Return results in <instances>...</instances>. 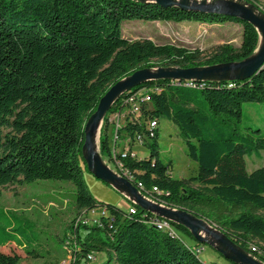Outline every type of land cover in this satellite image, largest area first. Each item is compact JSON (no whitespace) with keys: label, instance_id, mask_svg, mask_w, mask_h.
Returning a JSON list of instances; mask_svg holds the SVG:
<instances>
[{"label":"trees","instance_id":"16d2710c","mask_svg":"<svg viewBox=\"0 0 264 264\" xmlns=\"http://www.w3.org/2000/svg\"><path fill=\"white\" fill-rule=\"evenodd\" d=\"M255 6L264 13L256 2ZM127 19L235 22L242 27L241 43L238 48L224 44L200 60L198 50L150 39L128 40L121 31ZM259 42L256 27L238 17L175 5L138 0H0V187L35 179L67 180L74 185L77 215L99 206L107 209L114 217L110 227L107 217H101V226L77 227L72 264H90L87 255L97 251L107 255L101 264H215L199 258L200 243L184 225L171 222L174 230L194 241L193 247L149 224L151 212L135 205V211L127 213L92 196L83 177L88 170L84 123L108 87L137 69L233 63L251 56ZM151 86L162 90L149 91L151 101L143 106L144 114L168 118L176 125L197 172L187 179L171 176V161L159 159L157 128L144 143L149 154L126 160L136 171L134 183L145 190L156 187L160 191L153 193L156 200L205 219L264 262V248L250 246L252 239L264 243V214L258 212L264 211V164L248 172L245 160L260 156L264 136L259 129L249 132L240 126L242 104L264 102V65L245 79L205 80L195 87L158 79L131 90ZM117 102L101 127V156L110 155L107 117L118 109ZM3 127L10 132L2 134ZM28 226L22 216L0 209V247L13 243L26 248ZM0 264H20V256L0 249Z\"/></svg>","mask_w":264,"mask_h":264},{"label":"rangeland","instance_id":"374dc122","mask_svg":"<svg viewBox=\"0 0 264 264\" xmlns=\"http://www.w3.org/2000/svg\"><path fill=\"white\" fill-rule=\"evenodd\" d=\"M254 1L264 12V1ZM193 2L194 0H189L190 5H193ZM121 31L122 35L131 41L150 39L156 44L170 43L191 50H198L200 60H204L224 44L238 48L241 43L242 27L235 22L206 24L192 21L127 19L122 21ZM240 126L242 128L247 127L246 130L249 132H252V129H259V133L264 136V102H244ZM158 129L159 159L164 163L171 161V176L176 179H187L195 175L197 163L186 155L185 144L178 135L176 125L168 118L161 117L159 118ZM8 132H10L8 127L1 129L2 134ZM102 134H104V128ZM107 134L111 139V130L108 129ZM134 150L140 158L149 154V149L146 146H135ZM260 153L258 157L252 155L245 158L248 172L264 164V150ZM102 157L103 159L107 158L106 156ZM83 177L89 192L97 200L124 210L129 207V201L110 184L96 178L88 170H84ZM0 191V209L5 213L20 215L29 222L25 231V239L30 241L26 248L11 243L1 246V251L18 254L20 264H70L67 259L64 260L61 238L65 232V235L75 236L74 220L77 217V209L74 201V185L67 180L35 179L30 182L19 181L1 186ZM153 201L162 207H167L157 200L153 199ZM102 208L99 206L93 208V211L92 209L89 210L87 214L84 211L80 213L88 221H92L91 219L101 216ZM258 212L264 214V211ZM81 220L83 221L82 217L76 225L79 226ZM206 227L212 232L222 234L208 222ZM175 232L186 243L194 246V241L186 234L178 232L176 229ZM201 236L205 238L206 242H201L197 249H199V258L203 262L233 264L212 248V246L219 244L211 233L203 230ZM250 243V246L255 245L264 248V243L256 239H252ZM28 251H34L35 254H29ZM95 255L96 259L90 261V264H101L106 260L105 251H97ZM110 264L114 263L111 262Z\"/></svg>","mask_w":264,"mask_h":264},{"label":"water","instance_id":"95a60500","mask_svg":"<svg viewBox=\"0 0 264 264\" xmlns=\"http://www.w3.org/2000/svg\"><path fill=\"white\" fill-rule=\"evenodd\" d=\"M143 2H155L162 7L178 6L182 9H197L208 13H219L233 17H238L254 25L260 33V42L253 54L245 59L233 63H223L215 65L194 66V67H155L140 68L130 75L112 83L103 96L99 99L97 107L84 123L83 152L87 169L96 178L110 184L120 191L122 195L135 205L156 214L159 217L168 219L170 222L184 225L199 243L206 242L201 236V231L211 233L219 245L212 246L224 258L237 264H264L255 256H251L226 235L218 234L207 229V221L203 218L195 217L192 213L170 206L162 207L159 204L145 198L142 193L127 179L115 173L105 162L99 152V137L101 133L102 121L110 109L111 105L125 91L149 81V80H191L201 82L205 80H219L249 78L264 65V13L257 10L255 4L242 0H194L193 5L189 0H138ZM97 138V145L95 140Z\"/></svg>","mask_w":264,"mask_h":264},{"label":"built area","instance_id":"2783aa9c","mask_svg":"<svg viewBox=\"0 0 264 264\" xmlns=\"http://www.w3.org/2000/svg\"><path fill=\"white\" fill-rule=\"evenodd\" d=\"M171 85L174 86H189L195 87L197 82L191 80H169ZM156 91L160 92L162 90L161 87L158 86H151V87H142L138 90H127L125 91L119 98L117 102L118 109L111 112L108 117V123L110 124L111 130V139H110V155L106 156L107 158L104 159L108 166L119 176L127 179L130 181L142 195L153 201L156 200L153 193L160 194V191L153 187L152 190H145L141 183H134L135 180V170H131L127 164V159H141L138 157L136 151L134 150L135 146L143 147L145 146V141L150 139L155 130L158 128L159 120L155 117L146 116L143 112L144 105H150V92L149 91ZM102 121L101 127L104 123ZM135 126L133 130H129V127ZM109 130V131H110ZM99 144V143H98ZM127 199V198H126ZM128 200V199H127ZM130 205L126 209L127 213H133L135 211V204L128 200ZM158 201V200H157ZM154 202V201H153ZM160 202V201H159ZM162 203V202H160ZM164 204V203H163ZM166 205V204H165ZM85 212L86 214L89 211L82 210L81 212ZM93 211V209H92ZM153 216L150 217L147 222L156 226L158 229L166 230L171 235H177L173 224L166 218L159 217L156 214L152 213ZM82 217L83 221L81 220L80 224H97L102 225L101 217H107V222L109 227L114 222V217L109 215L106 208H102L101 216L91 219L92 221H88L84 215L82 216L81 213L77 215L74 220V229H75V236L73 235H66V240L64 242L63 247L67 250V255L64 258L67 259L70 264L74 260L72 256V250L76 248L75 244V237H76V229L78 227V220ZM252 249H256V247L251 246ZM198 252L199 249H196ZM88 261H93L96 259L95 252H90L87 255ZM63 260V261H64ZM62 261V262H63Z\"/></svg>","mask_w":264,"mask_h":264},{"label":"bare ground","instance_id":"6f19581e","mask_svg":"<svg viewBox=\"0 0 264 264\" xmlns=\"http://www.w3.org/2000/svg\"><path fill=\"white\" fill-rule=\"evenodd\" d=\"M95 143H96V145H97V143H98V142H97V138H96V140H95Z\"/></svg>","mask_w":264,"mask_h":264},{"label":"crops","instance_id":"0c3cea01","mask_svg":"<svg viewBox=\"0 0 264 264\" xmlns=\"http://www.w3.org/2000/svg\"><path fill=\"white\" fill-rule=\"evenodd\" d=\"M205 262V261H204ZM216 264V263H215Z\"/></svg>","mask_w":264,"mask_h":264}]
</instances>
